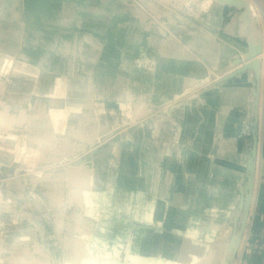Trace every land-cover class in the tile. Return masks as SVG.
I'll use <instances>...</instances> for the list:
<instances>
[{"label":"rangeland","instance_id":"rangeland-1","mask_svg":"<svg viewBox=\"0 0 264 264\" xmlns=\"http://www.w3.org/2000/svg\"><path fill=\"white\" fill-rule=\"evenodd\" d=\"M19 3L20 9L13 18L14 6L5 14L0 13V25L4 27L0 31V264H29L36 241L50 248L59 245L67 248L68 253L76 250L65 241L63 213L52 212L58 207L64 211L72 208L67 192L76 186L75 180L56 182L59 188L51 195L48 187L35 181L36 176L74 164L92 172L100 159L98 152L112 143L117 150V168L110 186L122 187V175L125 185L138 190L140 196L164 197L167 209L160 221L150 224L155 232L149 229L140 239H137L140 223L134 217L126 244L118 252L116 249L115 254L100 256L98 264H128V256L139 253L152 263L165 259L166 264L227 263L232 254L230 262L236 264L239 252L238 263L246 264L247 255L253 251L245 242L260 170L264 112V36L259 11L255 9V21V15L248 12V2L240 0H21ZM82 3L88 5L86 8L95 7L99 13L87 22L97 36L81 25ZM1 4L0 1V8ZM38 17L46 38L36 46L39 52L36 62L21 64L25 46L34 41L21 37L22 31L32 32ZM21 21L24 25L19 27ZM197 34L212 44H226L231 52L224 55L218 48L212 52L213 56L208 55L201 42L189 41ZM230 35L244 37L246 45H235ZM178 49L183 55L174 56ZM187 56L204 66V75L184 79L179 87L163 86L170 71L166 63L184 59L187 63ZM17 68L24 70L19 73ZM243 74L251 75L248 102L229 107L231 97L226 84ZM68 79L74 93L55 92L65 89ZM45 80L48 84H44ZM86 85L93 91L88 107L93 110L96 123L85 136L68 133L69 137L82 140L83 148L53 162H44L43 156L26 163L27 150L17 151L15 146L19 142L21 148L28 147L31 134L27 122L11 127L3 121L6 112L24 110L32 114L48 109L52 96L62 98V103L68 106L71 101L82 100ZM214 87L219 92L218 100L208 103L206 91ZM215 171L222 173V181L215 177ZM191 172L199 174L190 177ZM21 179L22 196L13 199L9 182ZM32 181L36 184L32 185ZM220 186L223 190L219 197L214 196ZM181 196L185 201L193 199V208L185 209L189 217L186 221L172 213L179 209L176 205ZM123 197L122 194L120 199ZM210 201L213 218L218 220L214 229L217 237L205 239L198 231L193 235L185 233L182 228L199 229L203 208ZM27 217L39 221L38 235L32 242L16 232ZM78 232L81 241L87 244L90 233L82 228ZM157 237H162L158 254L153 252ZM196 239L210 244L215 261L191 244ZM68 253L63 254L60 264H69ZM178 256L182 260H175ZM48 264L56 262L50 260Z\"/></svg>","mask_w":264,"mask_h":264},{"label":"bare ground","instance_id":"bare-ground-1","mask_svg":"<svg viewBox=\"0 0 264 264\" xmlns=\"http://www.w3.org/2000/svg\"><path fill=\"white\" fill-rule=\"evenodd\" d=\"M240 1L248 2L249 4L248 12H251L253 16L255 15L254 18L256 21V16H257L255 11L256 8L254 9L252 7L251 1L250 0H240ZM16 2L18 3L19 0ZM236 4L237 3L234 4V7L238 8L239 5ZM18 6L20 8V5ZM87 6L88 5H86L85 3H82L81 25L82 27L90 30L91 26L89 27L87 25V22L90 20V18L97 17L99 13L95 7L89 6V8H86ZM12 27L13 26H11V28ZM252 28L255 29V26L253 25ZM1 30H4V27L2 25H0V31ZM239 30L243 31L242 28H240ZM78 31L79 30H77V32ZM92 33H93L92 36H97L94 31H92ZM232 37L233 36H231L229 39H231L230 41L235 45L237 46L246 45V40L244 37H240L236 35H234V38ZM40 40H42L41 36L38 38V41ZM189 41L192 44L201 42L202 45L206 47L207 49L206 51L208 55L211 56L214 55L212 52H214V50L218 48H221L224 51L223 52L224 55L226 53L231 52L229 51V48L226 44H222V43H218L217 45L212 44L208 38H206L205 36H200L198 34L195 36H191L189 38ZM35 47L34 45L25 46L23 50L22 58L19 61L21 64H25L27 61L36 62V60L38 59V51L36 50ZM175 55H179V56L183 55L181 49L176 50L174 52V56ZM187 58L189 59V62L187 63L184 62L185 59L182 61L176 60L175 62L170 61L166 63L165 66H168L167 69L170 71L169 74H167L166 76L167 84L163 82V86L167 88L171 86L179 87L182 86L183 83L182 81L184 79L186 80L195 79L204 75L206 71L204 66H202L197 60L194 61L193 58L190 56L189 57L187 56ZM48 59L51 60V58ZM23 70H24L23 68H17V71H19V73H21L20 71ZM31 75H35V74L32 73ZM70 80L71 79H68L65 89H57L55 92L73 94L74 86L73 84L69 83ZM44 84H48L47 80H45ZM250 84H251L250 74H243L240 77L233 78L230 80L229 83L226 84V92L228 96L231 97L229 107H233L236 103L238 104L241 102H248L247 94ZM84 87L85 89L82 96L83 97L82 100L71 101L70 105L68 106L62 103L61 101L62 98L60 99L52 96L51 106L48 109H44L42 111H36L32 114H28L24 110H14L11 112L10 111L6 112L7 116H3V121L6 122L11 127L18 122H22L25 120L27 122V128L31 134V136L29 137L28 147L26 149L21 148L19 142L15 146L17 151L27 150L24 153V160L26 163L32 161L33 158L37 160L38 157L43 158V156L44 158L42 160H44V162H51V161L53 162L64 156L66 157L73 155L83 148L84 144L82 140L69 137L68 133L74 132V133H78V135L85 136L89 134L91 128L96 123V116L93 113V110L90 109V107H88V104L90 103V96L93 94V91L90 85H86ZM218 93L219 92L216 87L212 88L210 91L209 90L206 91V95L209 99L208 103L216 102V100H218ZM1 113L3 114L5 113V111L2 110ZM3 131H5V129ZM9 147L10 150H13V146L9 145ZM98 154L100 156V159L96 161V164L92 172L91 170L90 171L85 170L79 164H74L66 169L63 168V169L46 171L36 176L37 178L35 181L38 183L40 182L45 188L48 187L51 195L54 194L59 188V185L56 186L57 185L55 184L56 182L62 181L66 183L75 180L76 186L67 192L68 201L73 203L72 208H70L68 211H64L62 208L58 207L52 209V212L58 213V211H61L63 213L64 219L61 226L63 232L66 234L65 241L69 243L68 247L70 248L74 247L77 251L70 250L68 253L67 248H63V247L61 248V246L59 245L55 246L54 248L52 247L50 248V246H46L42 242L36 241V243L34 244L35 245V248L33 250L34 252L30 256L29 264H48L50 260H54L56 264H60L63 262V254L66 253L69 254L68 256L69 264H98L99 263L98 258L100 256L108 252L110 254H115V250L117 249L118 252L121 246L128 240L129 233L132 231L134 217H136L137 222L140 223L137 229V233H138L137 239L142 238L143 235L149 229L155 232V230L152 227L150 228L149 226L154 222L160 221L163 214L166 212L167 202L165 198L162 196L153 195L151 199H146L145 197L140 196L138 190L125 185L126 180L122 175H120V179H122L123 182L122 187L116 186L114 188L110 186L112 180L114 179V176L116 175V168H117V158H116L117 150L115 144L114 143L109 144L108 146L101 149L98 152ZM35 160L34 162H36ZM122 161L125 162V157L122 158ZM199 173H201V170H199ZM199 173L193 174V172H191L190 177H193L194 175H197ZM214 175L219 181H222L223 175L220 171H215ZM32 183L34 184L35 182L32 181L31 184ZM22 184H23L22 179L12 180L9 182L10 196L13 199L22 196V191H21ZM175 185L176 186L178 185L177 181ZM216 190L218 193L214 194V196L216 195L219 197V194L223 190V187L220 186ZM122 194L124 195V197L123 199L121 198L122 201L120 202L121 200L120 197ZM182 196L177 201L178 205H176V207L178 206L179 208L177 209L178 211L176 210L175 212L172 213L173 214L176 213L179 219H181V221H186L189 219V217L185 209H189L193 205V199H189V200L187 199L188 201H185L186 199L185 200L182 199L183 198ZM210 199L212 200V197ZM202 214H204V217L200 222L199 229L198 228L195 229L194 227L190 226V227L182 228L183 231H185V233L187 232V234L190 235H193L194 232L198 231V235H200L205 239L216 238L217 235L215 234L214 229L216 223H218L217 222L218 220H215L213 218L214 212L211 201L203 208ZM38 223H39L38 220L27 217V219L24 222H22L19 225V227L16 229V232L18 233V235H22L25 241L32 242L36 240V235H38L37 233V229L39 226ZM80 228L90 233L87 244H84L81 241L80 232H78ZM163 239H164V235H163ZM179 239L180 238H178V240ZM160 240H162V237H157V241L153 245L154 246L153 252H156V254H158V250H157L158 247L161 246ZM191 244L195 248H197V250L202 249V252L205 253V255H208L209 258L212 259V261H215V256L213 255L212 252L209 251L210 244L208 242H205L202 239H198V240L196 239L193 240ZM219 244H221L222 246L224 245V242ZM180 245H182V243ZM178 257L175 260L178 259L182 260L181 257L180 258ZM128 258H129L128 264H166L165 259L159 260L156 263L154 262L152 263L147 259L145 260V256L140 253L137 254L136 256L129 255ZM220 264H227V263H224V261H222Z\"/></svg>","mask_w":264,"mask_h":264},{"label":"crops","instance_id":"crops-1","mask_svg":"<svg viewBox=\"0 0 264 264\" xmlns=\"http://www.w3.org/2000/svg\"><path fill=\"white\" fill-rule=\"evenodd\" d=\"M2 2L0 13H6L7 10L14 6V11L11 14L12 17L16 16V13L19 11L20 3L16 2L18 0H0ZM20 1V0H19ZM255 4V8L259 11L261 15V22L263 27V36H264V0H252ZM42 20L36 18L33 23L32 32L30 31H22L21 37L24 38H33L34 41L29 42L27 45L37 46L39 43L38 38L41 36L42 39L45 37V29L41 25ZM23 22V23H22ZM17 23V22H16ZM24 25V21H21L19 27ZM22 27V26H21ZM43 32H45L43 34ZM29 33L30 36L27 34ZM35 38V39H34ZM46 38V37H45ZM37 41V42H36ZM39 45V44H38ZM38 47V46H37ZM37 47L36 50H37ZM39 53V52H38ZM261 130H262V145H261V160H260V170L259 176L256 179V187L254 191V201L250 210L251 218L248 221V236L252 240H258L260 244H264V112L262 116ZM242 155H239V159H241ZM244 158V157H243ZM231 264V262H229ZM234 264V262L232 263ZM246 264H264V247L262 249H255L250 254L247 255Z\"/></svg>","mask_w":264,"mask_h":264},{"label":"built area","instance_id":"built-area-1","mask_svg":"<svg viewBox=\"0 0 264 264\" xmlns=\"http://www.w3.org/2000/svg\"><path fill=\"white\" fill-rule=\"evenodd\" d=\"M245 245L250 247V250L262 249L264 247V244H260L258 240H252L249 236L246 239ZM238 259H240V252L238 253V258L235 261L236 264H239Z\"/></svg>","mask_w":264,"mask_h":264},{"label":"water","instance_id":"water-1","mask_svg":"<svg viewBox=\"0 0 264 264\" xmlns=\"http://www.w3.org/2000/svg\"><path fill=\"white\" fill-rule=\"evenodd\" d=\"M230 1H237V0H230ZM245 209L247 210L248 209V206H245ZM236 251V249L234 250V252ZM231 252H232V250H231ZM234 257V255H230L226 260H227V264H229V262H230V259L231 258H233Z\"/></svg>","mask_w":264,"mask_h":264}]
</instances>
